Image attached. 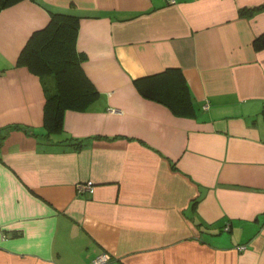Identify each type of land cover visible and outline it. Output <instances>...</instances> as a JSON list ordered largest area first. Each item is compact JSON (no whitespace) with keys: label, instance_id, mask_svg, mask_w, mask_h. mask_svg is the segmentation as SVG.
<instances>
[{"label":"crops","instance_id":"0c3cea01","mask_svg":"<svg viewBox=\"0 0 264 264\" xmlns=\"http://www.w3.org/2000/svg\"><path fill=\"white\" fill-rule=\"evenodd\" d=\"M173 1L0 11V264H264V0ZM48 13L78 17L98 96L46 142L40 82L16 60ZM166 69L185 80L189 118L132 85Z\"/></svg>","mask_w":264,"mask_h":264},{"label":"trees","instance_id":"16d2710c","mask_svg":"<svg viewBox=\"0 0 264 264\" xmlns=\"http://www.w3.org/2000/svg\"><path fill=\"white\" fill-rule=\"evenodd\" d=\"M19 1L0 0V11ZM77 24V16L48 13L46 26L28 37L16 60V65L24 66L40 82L44 100L41 123L44 133L41 138L46 142L62 133L65 111L85 112L98 96L81 69L85 57L75 48ZM262 45L264 34L255 41L256 48ZM132 85L142 98L164 106L172 115L182 118L192 116V102L179 70L166 69L133 80ZM260 114L264 120V104ZM6 131L0 132V145ZM32 135L35 136V133ZM67 145L77 150L82 141L69 139Z\"/></svg>","mask_w":264,"mask_h":264},{"label":"built area","instance_id":"2783aa9c","mask_svg":"<svg viewBox=\"0 0 264 264\" xmlns=\"http://www.w3.org/2000/svg\"><path fill=\"white\" fill-rule=\"evenodd\" d=\"M166 4L173 3V0H164ZM76 191L78 193L85 192L87 194H91L93 192L92 183L90 181H86L83 184L76 185ZM109 261V257L103 253L96 256L92 261L91 264H106Z\"/></svg>","mask_w":264,"mask_h":264},{"label":"rangeland","instance_id":"374dc122","mask_svg":"<svg viewBox=\"0 0 264 264\" xmlns=\"http://www.w3.org/2000/svg\"><path fill=\"white\" fill-rule=\"evenodd\" d=\"M107 255V254H106ZM108 256V255H107ZM109 259H110V257H109Z\"/></svg>","mask_w":264,"mask_h":264}]
</instances>
